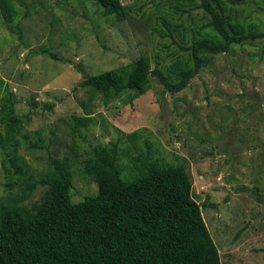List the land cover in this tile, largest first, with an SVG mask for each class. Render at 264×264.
<instances>
[{
  "label": "rangeland",
  "instance_id": "374dc122",
  "mask_svg": "<svg viewBox=\"0 0 264 264\" xmlns=\"http://www.w3.org/2000/svg\"><path fill=\"white\" fill-rule=\"evenodd\" d=\"M14 2V34L0 14V102L12 95L22 129L0 150V205L29 210L38 203L45 189L26 192L28 176L42 178L51 158L68 161L72 203L95 195L83 161L94 148L120 141L124 179L132 176V158L184 166L223 264H264V39L218 54L180 92L151 77L142 96L104 97L82 87L83 78L139 57L164 69L187 56L183 49L208 21L197 3L121 0L129 12L120 19L102 16L90 0ZM224 8L264 32V0ZM81 117L91 120L87 127ZM14 151L25 175L9 161Z\"/></svg>",
  "mask_w": 264,
  "mask_h": 264
},
{
  "label": "trees",
  "instance_id": "16d2710c",
  "mask_svg": "<svg viewBox=\"0 0 264 264\" xmlns=\"http://www.w3.org/2000/svg\"><path fill=\"white\" fill-rule=\"evenodd\" d=\"M90 1L105 17L122 19L129 12L121 0ZM189 1L197 3L208 21L201 28L205 32L183 49L185 58H176L164 69L156 63L151 69L149 60L139 57L128 66L86 76L81 86L104 97L125 93L139 97L150 90L154 77L165 91L180 92L218 54L264 39V32L231 19L224 8L252 0ZM0 14L14 34L19 29L14 26V0H0ZM79 120L83 127L91 122ZM0 128L7 135L4 139L0 132V150L5 152L22 129L10 93L0 102ZM138 136V132L128 136L132 146ZM119 143L94 148L84 159L83 173L96 184L97 193L81 202H71L73 184L66 159H49L48 172L38 180L28 176L26 192L38 186L45 190L29 210L11 201V207L0 205V264H223L201 215L206 205L194 200L184 166L132 158V176L124 179ZM13 153L10 163L16 173L25 175L16 163L21 157Z\"/></svg>",
  "mask_w": 264,
  "mask_h": 264
}]
</instances>
